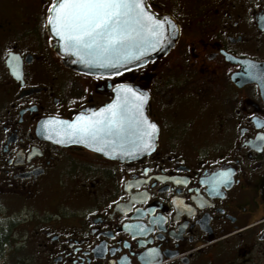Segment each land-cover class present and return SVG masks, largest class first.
<instances>
[{
  "label": "flooded vegetation",
  "instance_id": "flooded-vegetation-1",
  "mask_svg": "<svg viewBox=\"0 0 264 264\" xmlns=\"http://www.w3.org/2000/svg\"><path fill=\"white\" fill-rule=\"evenodd\" d=\"M147 2L179 25L174 50L87 75L53 49L52 0H0V264H264V0ZM118 85L150 92L151 154L122 162L40 133Z\"/></svg>",
  "mask_w": 264,
  "mask_h": 264
},
{
  "label": "snow or ice",
  "instance_id": "snow-or-ice-1",
  "mask_svg": "<svg viewBox=\"0 0 264 264\" xmlns=\"http://www.w3.org/2000/svg\"><path fill=\"white\" fill-rule=\"evenodd\" d=\"M166 20L155 18L146 10L143 0H52L46 23L60 38L64 52L84 53L90 58L89 63L115 69L133 55L142 56L163 43L167 39ZM111 74L118 73L113 71ZM121 90L125 93L124 103L116 100L91 116L81 114L74 122L59 121L66 128L63 134L90 145L107 143L106 136L124 139L134 134L131 131L133 122L125 115L127 94L132 93L139 113L134 127L142 130L143 135L139 139L143 150H148L156 125L142 113L147 94L134 92L129 85H118L117 91ZM49 123L44 121L45 126ZM230 171L221 173V183L229 178Z\"/></svg>",
  "mask_w": 264,
  "mask_h": 264
},
{
  "label": "water",
  "instance_id": "water-1",
  "mask_svg": "<svg viewBox=\"0 0 264 264\" xmlns=\"http://www.w3.org/2000/svg\"><path fill=\"white\" fill-rule=\"evenodd\" d=\"M143 4L145 5L146 10L152 13V15L155 16V18L159 20H165V18H167L164 24L165 36L167 37V39L163 43H161L158 47H154L153 50L145 52L142 56L133 55L131 59L127 60L122 66L117 67L115 69H111L107 67L101 68L99 64L89 63L88 60L90 58L84 53L77 55L75 52H64L62 49L60 38L55 36V34L51 31V28L47 25V29L49 30L53 39L52 42L53 49L63 59V63L67 67L71 68L76 72L87 75H113L111 74L113 71L120 74L129 71L131 69L144 66L150 62L158 61L163 57L167 56L175 48L179 40L180 29L176 21L171 16L155 14L148 7L147 0H143ZM173 32L175 33V35H171V33ZM133 91L147 94V99L144 101L142 105V113L144 117H147L149 122L154 123L156 125V130L152 133V139L150 141L151 147L148 150H143L142 143L139 139V137L143 135L142 130L138 131L134 127L135 121L139 117V113L136 111L135 108L136 98L132 93L127 94L128 99L126 102L125 115L133 122V127L131 131L134 134L128 135L124 139L114 136H106L105 140L107 141V143L99 142L90 145L87 142L85 143L76 142L75 137L70 138L63 134L66 131V128L64 125H61L59 121H64V120H50L51 123H49L47 126H45V124L41 126L40 133L46 136V138H48L49 140H52L57 144L66 145L70 143H78L88 147L91 150L99 152L100 154H102L107 158L122 162L134 161L136 159H139L140 157L147 156L152 152H154L158 146L159 127L155 122H153L150 119L149 116V100H150L149 92L147 90H140L138 88L133 89ZM116 100H119L121 103H124L125 95L120 96ZM97 111H93L89 113V115L86 114L83 115L88 117L93 115ZM80 115H78L73 120V122L76 121ZM62 140L65 142L61 143L60 141Z\"/></svg>",
  "mask_w": 264,
  "mask_h": 264
},
{
  "label": "rangeland",
  "instance_id": "rangeland-1",
  "mask_svg": "<svg viewBox=\"0 0 264 264\" xmlns=\"http://www.w3.org/2000/svg\"><path fill=\"white\" fill-rule=\"evenodd\" d=\"M172 93L170 92V93H168L167 94V96H166V98L164 99V98H162L163 100H164V102H170L171 100H172ZM188 100L191 102V103H197V104H195V105H193V112H194V114H199V113H201L202 114V116H205V114H207V113H204V112H199V111H197L198 110V101L196 100V99H194L193 97H188ZM176 109H177V107H175ZM197 112H199V113H197ZM200 114V115H201ZM188 124V121L187 120H185V122H184V128L186 129L185 131H187L188 129H190V127L187 125ZM188 132V131H187ZM189 133V132H188ZM195 135L197 136L196 137V143L197 144H204V142H203V140H204V136H205V134H200V133H195Z\"/></svg>",
  "mask_w": 264,
  "mask_h": 264
}]
</instances>
